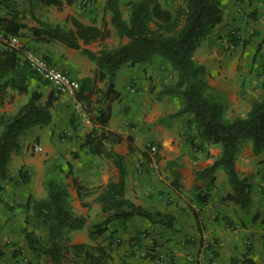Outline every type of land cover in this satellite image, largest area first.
Instances as JSON below:
<instances>
[{"label":"crops","instance_id":"crops-1","mask_svg":"<svg viewBox=\"0 0 264 264\" xmlns=\"http://www.w3.org/2000/svg\"><path fill=\"white\" fill-rule=\"evenodd\" d=\"M61 1V5L57 6L32 0L35 18L71 29H75L71 22L75 18L84 24L105 29L107 35L103 40L88 43L79 40L81 47L95 55L103 45L114 47L117 42L118 45L127 42L128 38L121 37L110 22L107 0ZM123 1L119 0L121 9ZM122 12L123 18L127 19L128 15ZM34 21L33 25L28 26L37 25ZM223 21L231 25L242 22L240 13L232 3L224 10ZM216 36L208 35L193 53V59L204 66L209 85L213 87L224 80V68L219 66L222 64L219 60L228 58ZM20 41L79 82L83 78H91L94 88L86 101L64 91L65 94H53L55 98L49 105L51 121L45 125L30 126L26 130L32 127L37 129L41 156L30 157L26 151L12 155L9 166L12 179L5 183L0 200V249L3 251L0 264L15 261L9 253V245L4 244L3 240H19L25 246L20 230L27 211L21 204L28 197L45 196L46 186L51 179L66 185L73 211L86 218L84 227L71 231V242L89 240L88 232L84 234L83 230L100 213L96 197L109 180L118 176V169L110 157L103 153H92L82 144L85 135L93 128L98 133L102 130L106 134L111 133L104 144L108 151L122 156L126 197L148 209L174 215L170 227H161L135 217L125 224L114 223L113 229L117 231L113 235L123 239L117 252L123 254L130 247V239L138 237L139 244L159 243L160 248L168 246L173 249L168 264H229L231 258L238 259L239 264H264V194L259 193L254 185L260 183L261 175H264L263 151L249 158L243 151L236 159L235 166L242 177L253 175L249 179V183H252L251 202L242 207L230 197L233 190L221 167L214 171L213 181L210 177L196 179V172L210 165L220 149L213 151L210 148L211 155L205 149H199L203 142L206 144L204 139L197 135L194 128L187 126L186 114L178 113L183 106L182 96L160 91L164 83L168 84L172 79L169 71L153 66V62L136 65L124 63L129 67V72L119 74L121 65L115 72L114 92L103 96L107 90L106 79L94 80L98 71L96 60L81 48L69 47L45 35L37 37L25 29ZM0 46L3 45L0 43ZM19 56L21 64H24L22 55ZM116 78H119L122 89L116 87ZM28 83L30 90L41 92L42 104L48 101L50 92L57 90L52 84H45L34 77H29ZM19 94L8 87L4 93H0V114L9 115L16 111L15 106L19 102L15 95L20 97ZM77 102L81 107L76 105ZM97 108L109 114L105 125L94 117L98 113ZM129 121L135 123L134 129L127 125ZM62 130L67 133L65 139H59ZM148 141L157 143L161 156L160 170L156 174L147 169L142 172L138 170L143 148ZM260 160L263 162L258 164ZM22 166L30 175L26 182L19 179L18 169ZM173 182L180 185L174 187ZM140 229L149 231L147 238L144 237L145 231L139 233ZM132 247L139 248L138 245ZM206 248H209L210 254ZM126 260L133 264H149L146 260L139 261L133 257Z\"/></svg>","mask_w":264,"mask_h":264},{"label":"trees","instance_id":"trees-1","mask_svg":"<svg viewBox=\"0 0 264 264\" xmlns=\"http://www.w3.org/2000/svg\"><path fill=\"white\" fill-rule=\"evenodd\" d=\"M38 1L45 5L59 6L62 3L61 0ZM31 2L0 0V31L21 37L23 30L28 29L37 37L45 35L69 47L81 48L96 60L98 71L94 80L106 79L107 90L103 96L114 92L115 72L124 63L144 64L161 58L170 64L176 72V80L172 87L164 86V89L167 93L178 92L182 95L183 106L178 112L192 115L197 134L206 143L203 142L198 148L203 150L212 144L220 146V152L213 162L196 172V179L210 177L213 181L214 171L221 167L233 190L230 197L242 207L250 204L251 184L239 174L235 162L245 141L251 144L253 153L264 150V81L260 97L251 102L249 110L242 116L227 119L223 104L205 94V68L195 64L192 58L201 40L223 20L222 0H130L127 19L123 18L119 0H107L111 24L121 37L128 40L115 47L103 45L97 55L81 47L79 40L85 43L103 40L107 35L105 29L84 24L75 18L71 19L75 29L53 25L35 18ZM27 13L36 20L37 25L27 26L23 21ZM19 54V49L0 46V93H4L8 87L28 95L27 101L14 114H0V200L4 182L12 179L9 166L12 154L21 147V136L30 126L45 125L51 121L49 105L55 98L50 92L47 103H39L41 92L29 89V77H38L45 84L48 82L37 76L25 61L21 64ZM92 83L91 78H83L77 98L86 101L94 88ZM97 112L94 117L105 125L109 114L101 108H97ZM109 134L104 130L98 133L93 128L82 142L90 152L110 157L118 169L117 178L109 180L96 197L100 213L88 225L89 239L95 241L110 223L125 224L135 216L151 224L170 227L174 221L173 214L148 209L126 197L122 156L108 151L104 144ZM18 175L20 182L30 179L29 172L23 168H19ZM76 186L79 190V186ZM21 205L27 211L21 229L22 237L35 257H45L53 264H111V242L92 244L69 240L68 234L84 227L86 218L73 211L68 190L62 181L51 179L46 186L45 196L28 197ZM229 264H239V260L231 258Z\"/></svg>","mask_w":264,"mask_h":264},{"label":"rangeland","instance_id":"rangeland-1","mask_svg":"<svg viewBox=\"0 0 264 264\" xmlns=\"http://www.w3.org/2000/svg\"><path fill=\"white\" fill-rule=\"evenodd\" d=\"M128 2L129 1L124 0L122 4L123 5L122 10L124 11V14L126 13L127 15H128V6H129ZM230 3H232L234 8L237 10V12L240 13L242 17V22L239 24L231 25L230 23L224 22L222 20L219 24H217L219 26L217 27L216 25L215 28L212 30V32L208 34V35H212V37L215 34H217L216 40L218 41V43H220L223 50L226 52L228 56V58H226L225 60H219L222 61L221 65L218 62L221 69L224 68L223 70L224 80H222V82L217 87H213L209 85L207 79V71L205 70V81H206L205 94L207 95V97L217 100L223 104L224 115L225 118L227 119H232L233 117L236 116H242L249 110L251 102L254 99L260 97L262 93L261 84L264 81V41H262V37L264 33V0H222L223 9L225 10L228 4ZM23 21L27 24V26L33 25L35 23L33 17L29 16V14L25 15ZM25 31H28V29H25ZM18 38L20 41L19 36ZM117 38L118 37H115L114 39ZM118 40L120 41V38ZM118 43L119 42H117L116 44L118 45ZM150 62L151 63L153 62L152 63L153 66H158L160 67V69H165L166 72L168 71L170 72V74L172 75L171 76L172 79L168 84L164 83V86L172 87L176 80V72L173 69V67H171L170 64H168L164 59L161 58H155ZM194 62L195 64H198L196 60H194ZM148 63L149 62L144 64H148ZM126 66L127 65H122L120 67L119 74L121 73L126 74L129 72L130 69L128 66L127 67ZM209 76L214 78V76H212L211 74H209ZM35 78L40 80L38 77ZM164 86L160 88L161 92L162 91L165 92ZM116 87L118 89H122L119 84V78H116ZM51 93H53L54 96L55 93L65 94L60 89L54 90ZM68 94L70 96L74 95V93H69V92ZM171 94H177L179 96L181 95L178 92ZM19 95L20 97H18V95H15L19 102L15 106L16 111L24 103V101L28 99V96L26 94L24 95L19 94ZM45 102L47 103V101ZM39 103L42 104L41 100L39 101ZM180 114H186L187 124H188L187 126L190 128H194L197 132L196 123L192 121V115L188 113H179V115ZM127 125H129L132 129L135 128V123L133 122L129 121L127 122ZM32 128L26 131L20 138V144H22L21 147H23L22 150L20 147V149H18V151L14 152L13 154L17 155L21 151H26L28 153V156L30 157L38 156L39 158L41 156L40 153L41 149L38 150L37 152L33 149V144L35 142L39 143V139L36 136L37 129L36 128L32 129ZM45 130L47 131V128H45ZM66 137H67L66 131L62 130V132L59 134V139L62 138L65 139ZM151 144L157 145L156 142L148 141L145 144V147L143 148L141 154L142 157L147 156L148 149ZM210 148L213 151H216L217 149H220V146L215 144L207 145L205 150L208 152V155H211ZM243 151H246L247 158L257 155L256 153H253L251 149V144L248 141H245L243 143L239 154H242ZM157 156L158 159H161V156L159 157V149ZM261 162H263V160L257 161L258 164H260ZM20 168H23V166ZM252 177L253 175L247 177L248 182L249 179H252ZM5 183H7V181H5L3 184L4 189H5ZM250 184L252 186L251 182ZM179 185L180 184L173 182L174 187H178ZM254 185L259 193L264 194V175H261L260 183L257 184L255 183ZM3 192L1 194H3ZM91 214L94 215L92 212ZM24 217L22 219L23 220L22 226H24ZM135 218L140 219L141 217L135 216ZM114 223L115 222L110 223L108 229L102 235H100L97 238V240L91 241L89 239L87 241V243H92V244L95 243L105 244L111 242L112 253H113L111 264H133V263H129L126 260L127 257H133L134 259H138L139 261L146 260V262H148L149 264H168L171 261L170 259L172 257L171 254L173 253V249H171L168 246H166L165 248H160L159 243H157L158 245L153 243H147L148 245L139 244L137 242L138 237L137 238L134 237L136 238V240H134V238H131L129 243L130 247L125 249L123 254H120V252H117L116 249L121 246V242L123 241V239L117 235H113L117 231L113 229V227L115 226ZM88 230L89 229L87 226L86 230H83V233L87 234ZM143 231H145L144 237L147 238L148 237L147 233H149V231L140 229L139 233L141 234ZM68 238L70 241H72L71 232L68 234ZM22 240L25 243L23 237ZM3 243L9 245L10 247L9 253L15 260L12 262L10 261V264H52L45 257H35L31 253V251H29V249L27 248L26 243L25 246L21 245L19 243V240L11 241L9 239H6L3 240ZM133 245L134 246L138 245L139 248L138 249L133 248L132 247ZM206 249H207V253L210 254L211 251H209V248ZM114 250L116 252H114ZM1 254H3L2 249H0V255Z\"/></svg>","mask_w":264,"mask_h":264},{"label":"built area","instance_id":"built-area-1","mask_svg":"<svg viewBox=\"0 0 264 264\" xmlns=\"http://www.w3.org/2000/svg\"><path fill=\"white\" fill-rule=\"evenodd\" d=\"M0 43L9 48L19 49L23 60L37 76H39L42 80L52 84L61 91L74 93L73 97H76V92L80 87V82L72 78L63 69L50 63L45 57L39 55L31 48L21 45L19 38L16 35H9L0 31ZM76 105L78 107H81L79 102H77ZM40 147V144L37 142L33 144V149L35 151L39 150ZM157 153L158 146L155 144H151L149 146L147 156H143L141 158L138 168L139 172L147 169L152 173H158V171L160 170V166Z\"/></svg>","mask_w":264,"mask_h":264}]
</instances>
